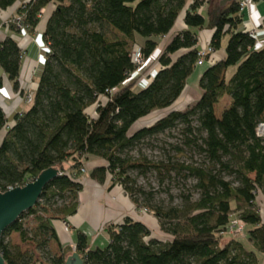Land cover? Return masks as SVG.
Here are the masks:
<instances>
[{
	"label": "trees",
	"instance_id": "obj_1",
	"mask_svg": "<svg viewBox=\"0 0 264 264\" xmlns=\"http://www.w3.org/2000/svg\"><path fill=\"white\" fill-rule=\"evenodd\" d=\"M16 2L0 0V11ZM213 2L19 3L16 14L22 29L16 27L14 18L7 22L8 30L18 36H32L42 23V10L52 7L42 29L49 51L37 86L31 90L32 99L24 102L27 108L7 114L0 104V131L4 130L0 191L22 186L49 167L58 168L61 174L46 186L34 207L3 232L0 251L6 264H42L10 243L7 235L11 231L45 254L49 264H64L72 246L60 242L53 217L41 214L40 201L52 204L61 198L63 220L73 216L85 175L100 184L108 181V190L121 185L126 193L145 195L129 176L130 170L141 175L154 170L193 178L199 197L180 206L149 209L168 235L163 241L149 237L147 224L129 216L104 227L108 241L103 245H91L79 232L74 250L84 264H260L258 254L264 256V219L259 212L264 202V137L257 135L256 127L264 121V42L257 46L255 34L240 29L245 13L240 12L239 0L225 5ZM204 5L206 9L200 10ZM182 12L186 28L166 37ZM108 28L121 37L108 39ZM200 29L213 30L212 50L219 49L223 37L228 36L226 56L203 71L199 98L183 109H173L198 65ZM11 33L0 39V67L12 92L20 91L24 97L27 91L20 90L19 78L25 54ZM165 37L156 71L146 85L138 86V76L131 75L141 72L143 62L150 60ZM138 38L144 40L142 44ZM137 50L141 63L134 59ZM232 66L236 70L226 78V70ZM3 83L0 76V88ZM94 104L91 116L87 109ZM161 110L165 113L153 124L130 132L139 120ZM177 127L182 135V146H175L177 154L185 155L188 150L201 155L200 160L192 156L170 160L168 167L129 155L143 139ZM92 159H102L105 164L86 172ZM226 174L235 180H227ZM27 215H35L37 234L32 235L22 222ZM235 218L245 227L251 226L246 236L253 249L236 237L241 234L228 233ZM224 234L234 236L225 240ZM51 241L59 253L51 254Z\"/></svg>",
	"mask_w": 264,
	"mask_h": 264
},
{
	"label": "rangeland",
	"instance_id": "obj_2",
	"mask_svg": "<svg viewBox=\"0 0 264 264\" xmlns=\"http://www.w3.org/2000/svg\"><path fill=\"white\" fill-rule=\"evenodd\" d=\"M220 0H214V4H218ZM19 3L16 2L13 6L7 8L6 10H1L0 15L3 16L4 12L7 10H11L10 15L7 14L6 16H3L1 19L3 20V29L2 33H0V39H4L8 33H11L8 30V26L5 27V22H7L16 17H19L16 14V10L18 7ZM52 7L49 8H44L42 10V26L45 24L46 18L48 14L50 13ZM13 9V10H12ZM206 9V7H205ZM201 10H204L201 8ZM259 11L262 13L264 12V1L262 4L259 6ZM1 22V20H0ZM16 27V21H14ZM2 24V25H3ZM40 25L37 27V30L35 33L32 35L31 39L29 40L28 38L24 39V36H19L11 33V36L16 39L18 42H21L22 39V44L25 45L23 46L24 54L26 59H30L34 62L35 64L32 63V66L34 68V73H33V82L37 81L39 77L41 76V73L43 71L45 59L47 56V53L49 51V48L47 44L45 43L42 32L38 30ZM19 28V27H18ZM105 34L108 39H115L118 37H121L119 33L112 29H105ZM264 31L262 33H258V37L264 38ZM28 36V34H27ZM228 39V36H224L222 39V43H226ZM166 41V37L160 41V44L158 47L163 46V43ZM26 43V44H25ZM157 47V48H158ZM162 49V47H161ZM155 53L152 54L151 61L147 64H143L141 70L140 76L144 77V75L147 74V72L156 65L157 63V57L154 56ZM135 61L138 63L140 62V58L137 55H134ZM24 58V60H25ZM27 61V60H26ZM29 64V63H28ZM35 66V67H34ZM29 71V69H26L23 72L22 77L20 78L22 82L24 83L26 81V74ZM12 93L11 85L5 81V87L4 83L2 86V90L0 91L1 94H10ZM196 96L192 97L189 94H182L178 100L173 104V108L177 109H183L184 107L193 104L196 100H194ZM6 98H8L6 96ZM4 98L1 101V105L4 107V110L6 112L7 107L11 106V101L9 99ZM101 101H104V97H101ZM184 101V102H183ZM183 102V103H182ZM24 104V102L22 101ZM21 103V107H22ZM28 104V103H27ZM27 104H24V106L27 108ZM96 104L90 106L87 109V112L93 116L94 111H95V106ZM162 111V110H161ZM161 111H155V113H152L148 115L147 117L139 120L136 124L133 125L131 128L130 132H133V130L140 128L143 125H149L152 121H154L160 114L165 113V110ZM182 135H181V128L177 127L172 130H166L164 132L152 135L151 137H147L140 141L138 144H136L132 149L129 150V155L132 156L133 159L135 160H140L142 158L150 161V162H162L165 164V166L170 165L171 161L175 160H188L191 156L194 160H200L202 157L198 153H188V150L185 155H178L175 149L176 145L182 146ZM171 160V161H170ZM129 176L131 177L132 180H134V183L137 186H140L144 192L146 193L145 195L139 194L137 192H134L132 194L126 193L121 185H116L113 187L111 190L105 189V185L108 184V181H106L105 185H102L98 183L95 180L90 179L87 176L82 177V181L85 182L84 185L87 183H90L92 185V189L95 195H98L99 198H101L104 203H106V207L108 210H111V213H114V208L112 207L113 205L112 202L107 204L110 201H113L114 203L121 201V213L122 215L118 217L117 221L115 223H121L123 221V218L126 216H129L133 219L141 220L144 223L147 224L148 228L150 229V236L149 237H154L159 240H166L168 238V235L163 232L160 227L158 220L156 216L154 215L153 211H150L149 209L151 207L156 208V207H163V208H168L170 206H180L184 204V202L189 199V200H195L199 197V190L194 186L195 180L193 178H185L180 175L174 174L173 172L170 174H158L154 170H149L147 173L144 175L139 174L137 171H129ZM227 180L234 181V177L232 175H224ZM88 178V179H87ZM92 181H90V180ZM98 184V185H97ZM100 184V185H99ZM237 183L234 182L233 185H236ZM83 185V186H84ZM88 186V185H87ZM102 186V187H99ZM149 195V196H148ZM151 195V196H150ZM137 200V203L134 202V200ZM56 202L52 204H46L43 201H40V208H42L43 212L41 214L45 216H52L53 217V223L59 228V226H64L63 225V216L59 212L60 208L63 206L64 201L61 198H56ZM137 204L139 206H137ZM109 213V212H108ZM22 222L24 223L25 227L30 231L32 235H34V232H36L38 221L35 218V215H27L22 219ZM113 221H107L103 222L99 227L101 229L102 227H106L107 224ZM68 228V227H67ZM251 228V226L246 225L245 227V232L241 236H236L239 240H242L246 247L249 249H253L251 244H249V241L247 240V231L248 229ZM65 230L66 227H65ZM66 232V236H67ZM37 234V232H36ZM101 238L104 236L100 233ZM225 237L224 239L227 240L234 235L232 234H224ZM8 236V235H7ZM8 238V237H7ZM13 239L12 237H9V241L11 244H13ZM69 236H67V241L64 242V244L71 245L72 250H74V246L71 241L68 240ZM148 239V238H146ZM16 240V238H15ZM39 240V239H38ZM108 240H106L107 243ZM30 245H33L32 243L29 242ZM97 245V244H96ZM103 245V244H102ZM49 250L51 254H57V249H56V243L50 242ZM259 255L260 259V264H264V256L261 254ZM39 260L42 262V264H49L45 254L39 252Z\"/></svg>",
	"mask_w": 264,
	"mask_h": 264
},
{
	"label": "crops",
	"instance_id": "obj_3",
	"mask_svg": "<svg viewBox=\"0 0 264 264\" xmlns=\"http://www.w3.org/2000/svg\"><path fill=\"white\" fill-rule=\"evenodd\" d=\"M24 1H28V0H17L18 3H21V2H24ZM191 1L192 0H188V3L191 2ZM263 1L264 0H257L256 3L251 7V11L250 12H248V10H246L244 12L245 13L244 22H249V24H252L255 27H257V30L255 32V36H256L258 42H264V38L257 36L258 33H262L264 31V24L261 23L262 19L264 18V12L261 13L259 11V6H260V4L263 3ZM205 7L206 6L204 5L202 8L205 9ZM10 13H11V10H7L6 12H4L3 16H6L7 14L10 15ZM3 16L0 15V20H1V22H0V33H2L1 29H3V26H4L3 20H2ZM183 16H184V14L182 12L179 15L178 19L176 20V23H175L174 27L171 29V31L168 33V35L166 37H170L174 33H176L177 31H179V30H181L183 28H186L185 24H184V21H183ZM41 24H40V27L38 28V30L42 32L44 24H43V27H41L42 26ZM5 27H6V22H5ZM240 29L242 31L244 30V24L243 23L240 25ZM212 34H213V30H210V29H200V30H198V35H197L198 43H197V46H198V50L199 51H202V50L206 49L209 46V42H210ZM31 37L32 36H29V35L27 36V34L24 35V39L28 38L30 40ZM143 41L144 40L142 38H138V43L139 44H142ZM18 43H19V45L22 48H24L23 46H25V45L22 44V39H21V42H18ZM226 43H227V41H226ZM226 43H222V41H221V45H220L219 49L212 50L208 54V57H206V59L203 61L202 64L196 65V67H195L194 71L192 72V74L187 78L186 86H185V89L182 92V94H189L190 96L192 94V97L196 96V97H194L195 98L194 100H197L199 98V96L201 94V89H200L199 84H198L199 83V79H200L203 71L209 65L224 59V57L226 56V52H225ZM161 47L162 46L156 48V50L154 51V53H155L154 56L155 57H157L158 54L160 53ZM151 58H152V56H151ZM151 58H150V60L147 63H149L151 61ZM23 62H25V64H27L26 69H29L27 74L33 75L34 68L32 66V63L35 64L36 62H34L33 60L31 62L30 59H26V58H25V60ZM157 67L158 66H157V63H156V65L154 67H152L147 72V74L144 75V77L140 76L141 73H138V72L136 74H134L133 77H137L138 76L137 79H136L138 86L146 85L149 82V80L151 79V75L156 71ZM235 70H236V66L229 67L226 70V78H230L233 75V73L235 72ZM32 79H33V77H32ZM5 81L6 80H4V87H5ZM6 82L9 83L8 81H6ZM35 83H37V81H35ZM6 96L8 98H6ZM2 98H6V99H9L11 101L10 108H12V105L15 104L13 93H11V92H10V94H5V95L4 94H0V100ZM23 109H26V107L22 103V107H21V105L18 106L16 111L17 110L21 111ZM3 135H4V130H1L0 131V141H1L2 137H3ZM104 164H105V161L102 160V159H92L91 161H89L86 164V172L91 170L93 167L101 166V165H104ZM90 181H92V180H90ZM84 184H85V182L82 181V185H84ZM102 185H105V183L102 184ZM107 185L108 184L105 185V189H107ZM99 187H102V186H99ZM109 190H111V189H109ZM110 202H112V204H111V205H113L112 207H115L114 208V213H111L112 209L108 210V208L106 207V203H104V201L101 198H99L98 195L94 194L93 189H92V185L90 183H87L86 185H84L82 191L79 194V206H78V210H77L76 214H74L73 216H69V217H67L66 220L62 221L63 225H65L67 230H65L64 226L63 227L59 226V228H58L54 224L60 242L61 243L66 242L67 241V236H69L68 240L71 241V243L73 245H75V242H76V239H77V234L79 232H82L88 237L89 242H90L91 245H96V244L97 245H102V244H105L106 240H108V234L106 233L104 227L99 229L98 226H100L104 221L107 222L109 220L113 221V222H110V223H115V221H117L118 217H120L122 215V213H121V208H122L121 203L122 202L118 201V202L114 203L113 201L109 200V202L107 204H109ZM66 232H68L67 236H66ZM100 233L104 236L103 238H101ZM7 237H8V239H9V237L14 238L13 239L14 242H13L12 245L15 246L17 249H19V251L21 253H29V254H32L34 256V259H39V252L40 251L37 250L34 245H30L28 241L22 242L20 240L19 234L17 232L11 231L8 234ZM15 238H16V240H15ZM56 249H57V252H58L57 245H56Z\"/></svg>",
	"mask_w": 264,
	"mask_h": 264
},
{
	"label": "water",
	"instance_id": "obj_4",
	"mask_svg": "<svg viewBox=\"0 0 264 264\" xmlns=\"http://www.w3.org/2000/svg\"><path fill=\"white\" fill-rule=\"evenodd\" d=\"M229 1L230 0H220V4L225 5ZM0 76L7 81L1 67ZM158 117L154 122L159 119ZM151 124H153V122ZM60 174L61 172L58 168L49 167L41 171L35 179L26 182L22 186H15L6 191H0V243L3 232L12 225L23 212L36 205L46 186ZM66 256L64 264H84L82 257L75 250L68 253ZM0 264H6L1 251Z\"/></svg>",
	"mask_w": 264,
	"mask_h": 264
},
{
	"label": "built area",
	"instance_id": "obj_5",
	"mask_svg": "<svg viewBox=\"0 0 264 264\" xmlns=\"http://www.w3.org/2000/svg\"><path fill=\"white\" fill-rule=\"evenodd\" d=\"M257 0H239V9H240V12H245L246 10H248V12L251 11V7L256 3ZM16 21V24H17V27L21 28L22 29V24H21V18L20 17H16V19L14 20ZM15 23V22H14ZM264 24V18L262 19V22ZM243 24H244V30L246 31H249L251 32L252 34H255L256 30H257V27H255L254 25L252 24H249V22H244L243 21ZM8 26V24H6V27ZM263 44V42H258L257 41V46H261ZM212 49L208 46L206 49L202 50V51H199L198 53V61H197V64L200 65L203 63V60L205 59L206 55L211 52ZM135 55H137L139 57V51L137 50ZM149 61L146 60L143 62V64H146L147 62ZM141 62V60H140ZM27 66V64H25V62H23V68L21 70V74H20V78L22 77L23 75V72L25 70V67ZM139 70L136 71V73L138 72ZM134 73V74H136ZM133 74V75H134ZM131 75V77L133 76ZM33 75H29V74H26V81L23 83L22 80L19 78V83H20V90H24V91H27V94L22 97L20 95V91L13 93V97H14V101H15V104L12 105V108L7 107L5 108L6 109V113L7 114H10L11 112H13L15 109L18 108V106L21 105L22 101L25 102V103H29L32 99V93H31V90L35 89L37 84L35 82H33V79H32ZM2 90V88H0V91ZM29 92V93H28ZM113 92V90H112ZM1 94V93H0ZM4 98H2L0 100V104H1V101L3 100ZM3 107V106H2ZM4 108V107H3ZM256 133L258 136H262L264 137V121L263 122H260L257 127H256ZM12 188V187H11ZM10 189V188H9ZM259 212L261 213L263 219H264V202L263 204L260 205V208H259ZM244 229H245V224L243 221L235 218L233 219L230 224L228 225V233H236V234H241L244 232Z\"/></svg>",
	"mask_w": 264,
	"mask_h": 264
}]
</instances>
